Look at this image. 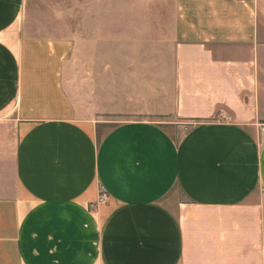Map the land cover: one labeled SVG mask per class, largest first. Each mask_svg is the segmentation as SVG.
<instances>
[{
    "label": "crops",
    "instance_id": "0c3cea01",
    "mask_svg": "<svg viewBox=\"0 0 264 264\" xmlns=\"http://www.w3.org/2000/svg\"><path fill=\"white\" fill-rule=\"evenodd\" d=\"M165 1L160 62L0 0V264H264V0Z\"/></svg>",
    "mask_w": 264,
    "mask_h": 264
},
{
    "label": "rangeland",
    "instance_id": "374dc122",
    "mask_svg": "<svg viewBox=\"0 0 264 264\" xmlns=\"http://www.w3.org/2000/svg\"><path fill=\"white\" fill-rule=\"evenodd\" d=\"M158 2V4H156ZM26 0V15L31 26L32 37L46 35L47 38H55L64 42L71 41V31H79L80 36L83 30H89V37H83L90 40L92 46L98 47L102 44V17L110 16L117 20L110 22V34L112 45L119 41V36L126 44H133V38L142 37V42L138 45H150L149 34L146 33V26L150 23L141 21H118L125 17L134 18V16L154 15L158 19L159 25V60H165L164 53L166 38L161 36L165 30L166 20L171 14L172 7L166 5L165 0ZM90 17V18H87ZM108 24V23H107ZM140 32L141 36H140ZM149 41V42H148ZM148 42V44H147ZM93 48V49H94ZM101 51L92 55L101 58ZM114 55L111 54V57ZM98 60V59H97ZM134 117L124 116L111 118L107 124L98 129L97 136L101 138L111 127L122 120H129ZM157 120V119H155ZM163 122V121H162ZM175 130V129H174ZM102 188H100V196ZM173 201H181L183 196L180 191L174 190L169 195Z\"/></svg>",
    "mask_w": 264,
    "mask_h": 264
},
{
    "label": "built area",
    "instance_id": "2783aa9c",
    "mask_svg": "<svg viewBox=\"0 0 264 264\" xmlns=\"http://www.w3.org/2000/svg\"><path fill=\"white\" fill-rule=\"evenodd\" d=\"M260 131H261V133L264 134V125H261ZM107 198H108V195L106 194L105 190L102 188V194L99 197V201L104 202L107 200Z\"/></svg>",
    "mask_w": 264,
    "mask_h": 264
}]
</instances>
